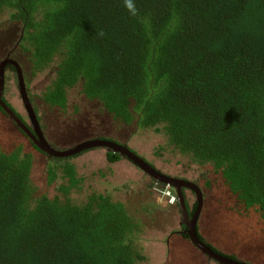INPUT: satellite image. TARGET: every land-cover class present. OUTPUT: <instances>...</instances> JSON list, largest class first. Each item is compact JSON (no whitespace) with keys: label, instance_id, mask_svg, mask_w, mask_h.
<instances>
[{"label":"trees","instance_id":"trees-1","mask_svg":"<svg viewBox=\"0 0 264 264\" xmlns=\"http://www.w3.org/2000/svg\"><path fill=\"white\" fill-rule=\"evenodd\" d=\"M2 17L21 26L15 51L28 62L24 81L50 69L40 92L48 107L64 111L73 89L114 127L161 134L157 153L209 167L235 209L256 215L264 231V0H0ZM10 121L30 149L0 145V264L143 262L142 225L111 197L129 181L110 185L107 168L90 179L98 175L109 190L87 183L74 159L91 149L46 156L38 183L35 153L44 152ZM105 156L110 165L132 163ZM181 229L170 235L188 239Z\"/></svg>","mask_w":264,"mask_h":264},{"label":"rangeland","instance_id":"rangeland-1","mask_svg":"<svg viewBox=\"0 0 264 264\" xmlns=\"http://www.w3.org/2000/svg\"><path fill=\"white\" fill-rule=\"evenodd\" d=\"M0 21V62L16 47L21 26L16 22H7L5 16ZM20 66L21 74L28 72L26 56L14 50L11 56ZM54 68V66H53ZM52 74V73H51ZM50 69H45L35 76H28L24 81L32 106L39 116V126L46 140L57 149L69 148L80 142L104 138L114 139L125 144L137 155L145 159L160 173L183 178L197 184L203 193V206L199 214V233L206 242L219 251L234 255L239 261L248 264H264V231L259 218L247 216L235 209V202L222 179L207 172L209 167L186 166V158L175 153L159 152L165 140L161 134L150 131L135 133L133 128H116L108 114L99 112L97 106L79 96L76 90L68 93V103L64 111L48 107L41 99L40 92L48 84ZM15 77L9 76L5 82L4 99L14 110L28 122L17 88ZM74 106L77 108L75 109ZM20 143L30 149L27 140L14 128L11 121L0 112V145L10 150ZM104 149H95L74 159L80 172L92 181L93 187L104 192L108 184L101 181L98 175H90L98 169L111 168L113 175L108 180L114 186L129 181V188L112 192L111 197L127 206L132 216L139 219L142 225L140 234L141 246L146 257L140 264H216L203 255L189 240L180 235L172 236L174 230L180 231V214L173 207L157 203L159 196L153 193L148 184L151 180L132 163L122 160L110 165L106 161ZM34 154V153H33ZM46 156L35 153L33 178L40 184L44 176ZM210 172V173H209ZM205 174V178L201 175ZM127 175V176H126ZM130 175L131 177H128ZM209 178L210 185H206ZM128 179V180H127ZM104 184H103V183ZM189 203L196 198L188 193ZM168 263V264H169Z\"/></svg>","mask_w":264,"mask_h":264},{"label":"water","instance_id":"water-1","mask_svg":"<svg viewBox=\"0 0 264 264\" xmlns=\"http://www.w3.org/2000/svg\"><path fill=\"white\" fill-rule=\"evenodd\" d=\"M18 68V66H17ZM18 70V76H19V87H20V94L22 101L25 105V109L27 110V114L29 117V120L32 122L34 126V132L38 138L35 137L34 134L31 133L29 128L19 119L15 113L1 100L2 92H3V76H0V107L4 110V112L8 115V117L15 123L16 128H21L26 134L31 141L39 148L40 151H43L45 154L48 156H54V157H68L72 156L75 154H78L84 150L91 149V148H104L107 151H111L113 153H118L122 156L127 157L129 160H131L132 163H134L136 166H138L139 169H141L144 173L147 175L157 179L158 181H161L163 183H166L168 185H172L175 187L183 186L185 188H190L193 189L197 192V200H198V208L197 211H199V208L202 204V197L197 189L196 185H194L191 182H187L184 180H179V179H172L168 178L166 175L161 174L159 171L151 167L148 163H146L143 159H141L139 156H137L135 153H133L129 148H127L125 145L118 144L109 140H103V139H91V140H86L83 142H80L78 144H75L71 146L70 148L64 149V150H56L52 148L47 141L43 138L41 131L39 130L38 127V122L35 117L33 108L31 107V104L29 102V99L27 97V93L25 90V85L23 84L22 77L20 76L19 68ZM180 189H178V194H179V200H180V205H181V210L182 214L185 217V208L183 205V200H182V195L179 192ZM197 213V212H196ZM196 215L191 219V221L187 223L189 229H188V235H189V240L191 241L192 244L198 248L202 254L207 255L208 257L212 258L213 260L218 261L221 264H246L244 262H239L232 260L226 256H222L215 251H213L209 246H207L203 241L199 240L196 230H195V225L197 223L196 221Z\"/></svg>","mask_w":264,"mask_h":264},{"label":"clouds","instance_id":"clouds-1","mask_svg":"<svg viewBox=\"0 0 264 264\" xmlns=\"http://www.w3.org/2000/svg\"><path fill=\"white\" fill-rule=\"evenodd\" d=\"M15 50V49H14ZM14 50L13 51H10L9 53H11V56H12V54L14 53ZM9 53L7 54V57L5 58V59H3L1 62H0V74H1V72H2V76H3V92H2V96H1V100L5 103V104H7V106L15 113V115H16V111L14 110V108L4 99V97H3V95H4V91H5V82H6V80H7V77H5V75L3 74V68H2V66H3V63H4V61L5 60H10V62L12 63V64H14L15 65V70H16V80H17V82H18V87H19V76H18V68H19V72H20V76L22 75L21 74V69H20V66H19V64L12 58V57H8V55H9ZM17 66H18V68H17ZM0 75V76H1ZM23 76V75H22ZM9 77V76H8ZM23 84H24V81H23ZM19 90H20V87H19ZM25 90H26V93H27V97H28V99H29V102H30V104H31V107L33 108V106H32V103H31V101H30V98H29V95H28V92H27V89L25 88ZM19 93H20V91H19ZM33 111H34V108H33ZM27 112V111H26ZM18 114V113H17ZM34 114H35V117H36V119H37V116H36V113H35V111H34ZM19 115V114H18ZM18 115H16L19 119H21V121L22 120H24L20 115V117L18 116ZM10 119V118H9ZM11 120V119H10ZM24 124L27 122V121H22ZM31 121L29 120V117H28V122H27V124L28 123H30ZM37 122H38V120H37ZM32 123V122H31ZM33 125V124H32ZM38 127H39V129H40V126H39V123H38ZM40 131H41V129H40ZM41 133H42V131H41ZM43 134V133H42ZM44 136V135H43ZM44 139L46 140V138L44 137ZM94 139H96V138H94ZM99 139H103V140H107V139H104V138H99ZM91 140V139H90ZM47 141V140H46ZM109 141H111V140H109ZM113 142V141H112ZM47 143H48V141H47ZM115 143H117V142H115ZM49 144V143H48ZM118 144H120V143H118ZM122 145H125V144H122ZM126 146V145H125ZM127 147V146H126ZM70 148V147H69ZM128 148V147H127ZM56 149V148H55ZM64 149H67V148H64ZM64 149H56V150H64ZM91 149H104V148H91ZM91 149H87V150H91ZM105 150V149H104ZM131 150V149H130ZM84 151H86V150H84ZM84 151H82V152H84ZM106 152H110V151H107V150H105ZM132 151V150H131ZM40 152H43V151H40ZM133 152V151H132ZM81 153V152H80ZM79 153V154H80ZM134 153V152H133ZM45 154V153H44ZM43 154V155H44ZM136 154V153H135ZM45 155H47V154H45ZM137 155V154H136ZM48 156V155H47ZM137 156H139V155H137ZM69 157V156H68ZM132 164H134V163H132ZM134 166H136L135 164H134ZM137 168H138V166H137ZM139 169V168H138ZM155 169V168H154ZM139 170H141V169H139ZM142 171V170H141ZM158 171V170H157ZM143 172V171H142ZM144 173V172H143ZM146 176H148L149 177V179L151 180V182H157V183H154V189L153 188H150L152 191H154L153 193H155L156 195H158L159 196V200H157L158 202L157 203H159V205L160 204H165V205H167L168 207H171V208H173V207H175L177 210H178V212H179V214H180V221H179V225H180V228H181V220L182 219H185V218H187L188 217V212H189V214L190 215H192V218L194 217V215H196L197 217H196V221H197V223H198V219H199V214H200V212H201V209H202V206H203V198H204V196H203V193H202V191L200 190V188H199V186L197 185V184H195V183H193V182H191V183H193L194 185H196V187H197V189L199 190V192H200V194H201V197H202V204H201V206H200V208H199V211H197V208H198V200H197V192L195 191V190H193V189H190V188H184V189H187L185 192L183 191V188L182 189H180V193H181V195H182V200H183V205H184V208H185V217L183 216V214H182V210H181V205H180V198H179V194H178V190L176 189V188H174V186H172V185H168V184H166V183H163V182H161V181H158L157 179H155V178H153V177H151V176H149V175H147L146 173H144ZM162 174V173H161ZM168 178H172V177H169V176H167ZM153 179V180H152ZM172 179H179V180H184V181H187V182H190V181H188L187 179H183V178H172ZM158 182H160V183H163L164 185H160ZM171 187L175 190H172L171 189ZM188 193H191V194H193L194 195V197L196 198V200H195V202L197 203V205H196V207H195V210H194V212H193V214H191V212H192V209H193V205H194V203L195 202H193V204H191V203H189V201H188V199H187V197H188ZM197 212V213H196ZM189 220V222H190V219H188ZM197 223H196V225H195V230H196V226H197ZM182 230V229H181ZM181 230L179 231V232H181ZM174 231H177V230H174ZM197 231V230H196ZM187 233V232H186ZM197 233V232H196ZM188 234V233H187ZM187 240H189V238L187 239ZM189 242H191L190 240H189ZM205 243V242H204ZM192 244V243H191ZM192 245H194V244H192ZM195 246V245H194ZM196 247V246H195ZM198 249V248H197ZM199 250V249H198ZM200 251V250H199ZM214 251V250H213ZM201 252V251H200ZM217 253V252H216ZM203 255H205V254H203ZM221 255V254H220ZM223 256V255H222ZM206 257L211 261V262H217V263H219L218 261H216V260H213L212 258H210V257H208L207 255H206ZM231 259V258H230ZM233 260V259H232ZM235 261H239L238 259H236ZM239 262H242V261H239ZM245 263V262H244ZM246 264H248V263H246Z\"/></svg>","mask_w":264,"mask_h":264},{"label":"flooded vegetation","instance_id":"flooded-vegetation-1","mask_svg":"<svg viewBox=\"0 0 264 264\" xmlns=\"http://www.w3.org/2000/svg\"><path fill=\"white\" fill-rule=\"evenodd\" d=\"M8 57H11V53H9ZM13 67H15V65L12 64V63L10 62V60H8V61L5 60V61H4L2 68H3V74L5 75V77L12 76V77H15V78H16V70H13ZM16 81H17V80H16ZM17 86H18V82H17ZM17 88L19 89V87H17ZM20 98H21V94H20ZM21 101H22V98H21ZM22 105H23L24 111L26 112L27 110L25 109V105H24L23 101H22ZM26 113H27V112H26ZM27 116H28V114H27ZM26 123H27V122H26ZM27 125L29 126V130L31 131V133L34 134L36 138H38V137L36 136L35 132H34V126L32 125V123L30 122V123H28ZM39 130H40V129H39ZM42 136H43V134H42ZM43 138H44V136H43ZM48 143H49V142H48ZM49 145H50L52 148H54L50 143H49ZM54 149H55V148H54ZM56 149H57V148H56ZM42 154H44V153H42ZM45 156H47V155H45ZM174 188H176L177 190L183 188V191H184V192L187 190V189H184L185 187H183V186H179L178 188L174 186ZM188 219H190V221H191V219H192V215H190L189 212H188V217L185 218V219H182L181 222H180L181 224H184V225L187 227V230H186L187 233H188V229H189V227H188V225H187L186 222L189 223V220H188Z\"/></svg>","mask_w":264,"mask_h":264}]
</instances>
